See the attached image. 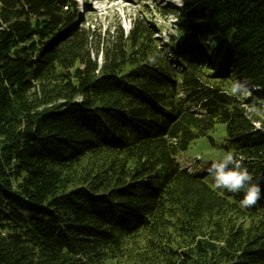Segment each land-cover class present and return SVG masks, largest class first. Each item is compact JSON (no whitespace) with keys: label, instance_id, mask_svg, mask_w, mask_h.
I'll list each match as a JSON object with an SVG mask.
<instances>
[{"label":"trees","instance_id":"trees-1","mask_svg":"<svg viewBox=\"0 0 264 264\" xmlns=\"http://www.w3.org/2000/svg\"><path fill=\"white\" fill-rule=\"evenodd\" d=\"M169 12L164 43L145 17L0 0V264H264V0ZM217 123L253 207L178 159Z\"/></svg>","mask_w":264,"mask_h":264},{"label":"rangeland","instance_id":"rangeland-1","mask_svg":"<svg viewBox=\"0 0 264 264\" xmlns=\"http://www.w3.org/2000/svg\"><path fill=\"white\" fill-rule=\"evenodd\" d=\"M79 6L80 19L99 26L103 31L113 25H120L128 31L132 20L138 16L150 20L155 27V35L162 42L170 41V34L176 35L173 28L175 16L168 11L182 3V0H75ZM87 13V14H86ZM167 13V14H166ZM86 21V22H85ZM101 62V55L98 59ZM179 63L178 61H176ZM209 68V67H207ZM258 124V123H257ZM227 130L225 123H217L206 136L195 139L189 148L178 153L182 165L190 171L206 170L209 162L220 160L227 154L225 143ZM108 264H117L109 262Z\"/></svg>","mask_w":264,"mask_h":264},{"label":"clouds","instance_id":"clouds-1","mask_svg":"<svg viewBox=\"0 0 264 264\" xmlns=\"http://www.w3.org/2000/svg\"><path fill=\"white\" fill-rule=\"evenodd\" d=\"M150 62H155L150 59ZM247 87L241 81L233 83L230 95L239 96L247 92ZM214 179V188L227 190L231 193L244 192V197L240 201L241 207H253L261 199V187L253 182V176L243 164V158L235 157L231 152L218 161H213L207 169Z\"/></svg>","mask_w":264,"mask_h":264},{"label":"bare ground","instance_id":"bare-ground-1","mask_svg":"<svg viewBox=\"0 0 264 264\" xmlns=\"http://www.w3.org/2000/svg\"><path fill=\"white\" fill-rule=\"evenodd\" d=\"M255 125H257V123H255Z\"/></svg>","mask_w":264,"mask_h":264}]
</instances>
